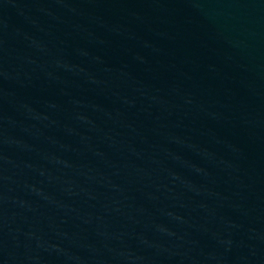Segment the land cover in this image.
<instances>
[{"label":"water","instance_id":"95a60500","mask_svg":"<svg viewBox=\"0 0 264 264\" xmlns=\"http://www.w3.org/2000/svg\"><path fill=\"white\" fill-rule=\"evenodd\" d=\"M0 264H264V0H0Z\"/></svg>","mask_w":264,"mask_h":264}]
</instances>
